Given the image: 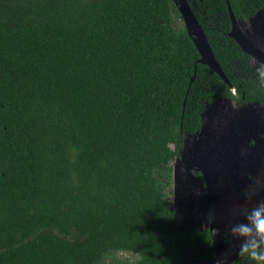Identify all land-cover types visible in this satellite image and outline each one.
Returning a JSON list of instances; mask_svg holds the SVG:
<instances>
[{
	"label": "trees",
	"instance_id": "16d2710c",
	"mask_svg": "<svg viewBox=\"0 0 264 264\" xmlns=\"http://www.w3.org/2000/svg\"><path fill=\"white\" fill-rule=\"evenodd\" d=\"M189 3L230 84L173 0H0V264L213 258L178 222L173 163L206 104L264 98L229 10L264 0Z\"/></svg>",
	"mask_w": 264,
	"mask_h": 264
},
{
	"label": "water",
	"instance_id": "95a60500",
	"mask_svg": "<svg viewBox=\"0 0 264 264\" xmlns=\"http://www.w3.org/2000/svg\"><path fill=\"white\" fill-rule=\"evenodd\" d=\"M176 4L178 10L180 11L187 32L193 42L195 43L201 58L200 62L203 64L209 65L214 71H216L224 81L230 84V80L220 66L214 51L211 47V44L208 40L205 29L202 24L199 22L196 14L194 13L189 0H173ZM229 10L232 18V30L230 35L239 43L242 49L248 53L253 59H258L259 61L264 60V7L261 8L253 17L248 20H243L237 18L232 10L231 5H229ZM247 21V22H245ZM248 23L250 26L248 27ZM194 77L192 78V81ZM224 100L225 103L231 102V98H217L212 102L206 104L205 109L202 113V131L198 132L199 139L196 140L197 134H189L186 136L183 146H182V159L176 158L175 161L179 162L177 166L174 165V190L177 193L178 186L181 183L182 174L186 176L188 173L191 174V170H201L209 182V157H205L206 150L204 146L208 145L210 149L220 148L223 145H232L236 142V139L239 136H243L242 130L251 129L252 120L247 118L245 115V107L239 111L228 112L225 114L224 119L220 121V127L217 128V122L215 120V111L211 110L210 107L214 103ZM214 108V107H213ZM215 120V122H214ZM220 120V119H219ZM253 129L249 130L252 131ZM201 135L203 138H201ZM194 138V145L189 147L188 152L185 154V145L189 139ZM202 146V148H200ZM201 155L200 159H196V152ZM194 155V160L192 163V157ZM183 164L187 167V170H181ZM181 166V167H180ZM250 189L252 185L250 184ZM232 194L226 196L223 200H227V205L224 203L221 209L228 214L230 210L229 204L234 203L235 201L231 198ZM208 202H207V212L210 214L211 222V238L214 250L213 258L208 259H192L188 260L182 264H189L194 262L196 264H232L236 258L238 249L242 240L237 239L233 236V244L227 248L225 245V227L222 224V217L218 215L217 208L221 206V203L218 205L215 199V193L213 189H209L207 193ZM217 198H220L217 195ZM222 202V201H221ZM178 194L175 195L173 204L176 209V217L180 225L184 228H190L192 226L191 216L183 215L180 213L178 206ZM205 201H203V205ZM204 210V207H202ZM251 209H254L253 203H251ZM230 215V214H228ZM245 222V220H244ZM190 224L191 226H188Z\"/></svg>",
	"mask_w": 264,
	"mask_h": 264
},
{
	"label": "flooded vegetation",
	"instance_id": "af4514ba",
	"mask_svg": "<svg viewBox=\"0 0 264 264\" xmlns=\"http://www.w3.org/2000/svg\"><path fill=\"white\" fill-rule=\"evenodd\" d=\"M255 59V58H254ZM252 63V57H250ZM257 71H264V60L259 61ZM253 64V63H252ZM229 98V97H227ZM231 98L232 102H237L239 111L245 107V115L251 119V129L242 130L243 136H239L232 145H223L220 148H212L205 145V157H209V182L201 170L192 169L186 176L182 174L181 183L178 186V206L180 213L191 216L192 227L199 230H209L211 234L210 214L207 212V193L213 189L217 204L218 215L222 217V224L225 227V245L229 248L233 244L232 228L244 222L245 218L251 214V203L254 208L257 205H264V98L262 100L244 101ZM201 128L193 134L202 131ZM192 134V135H193ZM201 138L202 135H201ZM199 139L197 134L196 140ZM202 148V146H200ZM203 155L196 152V159ZM182 154L178 159H182ZM176 160V159H175ZM194 155L192 157V163ZM174 165V163H173ZM187 170L185 164L182 165ZM250 184L252 189H250ZM175 193V190H174ZM173 193V195H174ZM229 194L235 201L229 204L230 210L226 214L221 207L227 200H223ZM219 195L220 198H217ZM175 198V196L173 197ZM203 201L205 204L203 205ZM222 201V202H221ZM204 207V210L202 209ZM241 256L237 255L236 260ZM235 260V261H236ZM234 261V262H235ZM233 262V263H234ZM232 263V264H233Z\"/></svg>",
	"mask_w": 264,
	"mask_h": 264
},
{
	"label": "clouds",
	"instance_id": "9594fccd",
	"mask_svg": "<svg viewBox=\"0 0 264 264\" xmlns=\"http://www.w3.org/2000/svg\"><path fill=\"white\" fill-rule=\"evenodd\" d=\"M231 231L242 240L237 254L247 255L256 264H264V205H257L245 222L235 225Z\"/></svg>",
	"mask_w": 264,
	"mask_h": 264
},
{
	"label": "rangeland",
	"instance_id": "374dc122",
	"mask_svg": "<svg viewBox=\"0 0 264 264\" xmlns=\"http://www.w3.org/2000/svg\"><path fill=\"white\" fill-rule=\"evenodd\" d=\"M245 22H247V21H245ZM247 26L249 27V26H250V23H248ZM252 63H253V65L255 66V68H259V70H263V68H261V67L259 66V63L256 62L255 59H253V58H252ZM213 107H214V108H213ZM236 107H237V108L240 107L239 104H238L237 102H232V101H231V102H229V103H225L224 100H220V101L214 103L213 106L210 107L211 110L213 109V111H215V116H216V117H215V120H216V122H217V128L220 127V121L224 119L225 114H226V113L229 114L228 112H233L234 109H235ZM219 119H220V120H219ZM215 120H214V122H215ZM190 138H191V137H190ZM191 145H194V138H193V137H192L191 139H189V141H188V142L186 143V145H185V154L188 152L189 147H190ZM178 164L180 165L179 162L174 161V165H175V166H177ZM180 167H181V166H180ZM181 170H184V169L181 168ZM176 194H177V193H176V191H175L174 195L172 196V201L174 200L173 197H174ZM188 226H191V225L188 224Z\"/></svg>",
	"mask_w": 264,
	"mask_h": 264
}]
</instances>
